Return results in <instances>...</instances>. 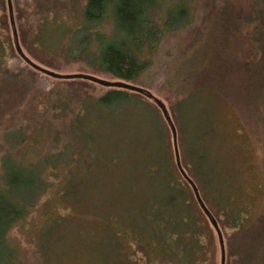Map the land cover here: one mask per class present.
<instances>
[{
	"label": "trees",
	"instance_id": "obj_1",
	"mask_svg": "<svg viewBox=\"0 0 264 264\" xmlns=\"http://www.w3.org/2000/svg\"><path fill=\"white\" fill-rule=\"evenodd\" d=\"M179 1L173 0V8L163 11L161 24L156 21L160 0H26L16 13L18 20L22 18L21 36L24 39L33 29L36 48L68 61L89 58L88 68L96 75L173 97L180 165L210 213L207 203L212 205L216 223L223 221L219 230L226 264H264V212L248 220L234 206L213 143L218 138L214 115L195 110L196 99L181 89L179 72L184 67L164 66L155 49L165 35L186 25L190 0ZM254 1L264 14V0ZM4 10L0 0V92H11L12 99L0 115V254L5 252L0 264L9 263L13 253L9 232L22 226L37 200L54 187L48 182L54 176L60 177L61 187L53 190L60 201L93 190L92 201L109 205L104 215L89 216L107 229L104 240L113 241L104 253L107 264H213L212 229L171 162L163 125L145 98L120 89H108L96 98L70 88L48 90L29 67H9ZM252 12L235 19L237 31L247 27L243 29L249 33L250 53L258 42L257 31L264 29L261 14ZM257 50L255 61L237 66L251 78L262 68L255 63L264 61ZM257 78L261 85L256 92L264 100V67ZM194 87V91L212 90L226 100L220 87ZM229 89L227 84L232 95ZM98 128L109 131L104 143L117 144L101 155L107 163L101 169L109 176H73L96 160L98 148L89 130ZM262 154L264 163V144ZM74 164L78 172L72 174ZM62 219L55 221L59 224ZM124 243L128 253L122 250Z\"/></svg>",
	"mask_w": 264,
	"mask_h": 264
},
{
	"label": "rangeland",
	"instance_id": "obj_2",
	"mask_svg": "<svg viewBox=\"0 0 264 264\" xmlns=\"http://www.w3.org/2000/svg\"><path fill=\"white\" fill-rule=\"evenodd\" d=\"M3 1L5 7L3 16L6 25L4 35L9 48L7 63L9 67L17 66L21 70H27L29 68L14 52L6 3L5 0ZM10 1L19 47L23 54L34 64L58 74H87L107 81H117L112 77L92 73L88 68L89 58L85 59L83 57L68 61L64 57L55 54L56 52L46 53V51L36 48L32 42L33 33L31 31L33 29L29 33L27 31V35L23 39L19 31L22 18L17 19L16 9L22 7L23 2L26 0ZM160 1V6L156 11V21L159 24L161 22L158 18L160 15L162 16L163 11L174 6L173 0ZM186 1L180 0L179 3H185ZM186 5L188 11L186 25H183L175 33L165 35L155 49H157V55L161 57V59L159 58V60H162L160 63L164 66L167 64L172 68L180 64L184 67L179 72V76L183 81L181 89L190 92L189 97L196 99V104L193 102L194 106L196 105L195 110L198 113L209 114L210 112L214 115L218 138L213 143L216 154H219L221 160L219 165L225 171V182L228 185L226 192L230 189L227 193L233 199L234 206L240 209L248 220H253L264 212V163L262 161L264 100L263 96L260 97L256 92L261 85V80L259 81L257 76L261 75L263 71L264 63L262 62L264 61L255 63L257 69L260 66L262 68L252 78L248 72H240L237 66L241 67L244 62L249 64L255 61L257 49L264 54V29L257 31L255 36L258 42L250 53L246 50L249 33L244 32V29L247 27L242 25L241 29L237 31L235 21L243 19L251 11L261 14L264 19L263 10L254 0H190ZM156 56L153 58V64L157 62ZM74 58H76V54ZM144 58L150 59L151 55H145ZM167 74L171 76L172 73L167 72ZM36 77L44 79L39 81L43 82L42 85L45 89L55 88L64 91L70 88L73 91L80 92L86 98H96L108 90V88L82 80H55L39 73H36ZM126 83L141 87L160 100L176 130L177 114L173 97L170 94L155 89H147L138 83ZM65 84L72 85L64 87ZM195 84L205 87H211V85L217 88L220 87L224 91L226 100L220 98L212 90L200 88L194 91L195 87H192ZM227 84L232 95L228 94ZM10 94L11 92L7 91L6 93L4 90H2V93L0 92V115L12 101L9 97ZM143 100L154 109L163 125L167 151L170 153L171 162L174 163L169 129L159 110L152 102L147 99ZM89 131L91 136L95 138V144H97V158L91 162L86 171L74 174L78 172V168L74 164L71 172L74 174L73 176H107L104 173L109 176L108 172L101 169L103 165H107L101 155L111 147H117V144L113 143L111 146L104 143L105 137L110 138L109 131L106 133L99 128L90 129ZM1 151L2 149H0ZM54 161L57 162V159L55 158ZM183 162L186 164V159ZM114 165L117 167L118 162L115 161ZM185 170L188 172L186 168ZM59 179V176L48 178V182L53 184L54 187L37 200L34 210L22 226L9 232L7 241L13 249V253L10 262L7 264L108 263L107 256L104 253L113 244V241L109 238L104 240L107 229L101 221L89 218L91 215L95 218L104 215L107 204L92 201L93 190L86 192L81 190L74 196L73 200L60 201L59 195H54L53 192L56 186L61 187ZM199 191L201 192V190ZM85 193V199H81ZM204 201L207 202L205 198ZM207 206L217 219L212 205L207 203ZM57 218H63L61 222H58L59 224L55 221ZM222 222L218 221V228L221 227ZM91 232L95 233L91 234ZM211 235L213 238V264H219V251L213 230H211ZM122 250L128 253L129 246L124 243ZM4 254L5 252L0 254V261L3 260L4 257L2 256ZM226 259L224 251V264H226Z\"/></svg>",
	"mask_w": 264,
	"mask_h": 264
},
{
	"label": "water",
	"instance_id": "obj_3",
	"mask_svg": "<svg viewBox=\"0 0 264 264\" xmlns=\"http://www.w3.org/2000/svg\"><path fill=\"white\" fill-rule=\"evenodd\" d=\"M6 3V11H7V17H8V22L11 30V36H12V43H13V49L15 54L18 56V58L31 70H33L36 73H39L45 77L55 79V80H82L86 81L89 83H92L94 85H98L104 88L108 89H120V90H125L131 93L138 94L145 99L149 100L152 102V104L159 110L164 122L166 123L170 136H171V144H172V152H173V158H174V165L176 167L177 172L181 176V178L186 182V184L189 186L194 201L196 202V205L198 206L199 210L201 213L204 215L206 218L209 226L213 230L215 236H216V241H217V246H218V251H219V264H224V245H223V239L220 233V230L217 226V223L211 213L208 211L204 203L202 202L199 193L197 191L196 186L192 182V180L185 174L184 170L181 168L180 161H179V156H178V151H177V146H176V133H175V128L171 122V119L163 105V103L158 100L156 97H154L149 91L126 83L122 81H107L100 79L98 77L92 76V75H87V74H58L55 72H52L50 70L44 69L36 64H34L32 61H30L22 52V50L19 47L17 37H16V32L14 28V23H13V18H12V9H11V1L10 0H5Z\"/></svg>",
	"mask_w": 264,
	"mask_h": 264
},
{
	"label": "bare ground",
	"instance_id": "obj_4",
	"mask_svg": "<svg viewBox=\"0 0 264 264\" xmlns=\"http://www.w3.org/2000/svg\"><path fill=\"white\" fill-rule=\"evenodd\" d=\"M209 211V210H208Z\"/></svg>",
	"mask_w": 264,
	"mask_h": 264
}]
</instances>
